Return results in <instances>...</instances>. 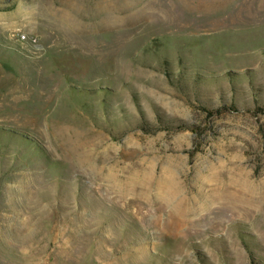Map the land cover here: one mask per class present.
Masks as SVG:
<instances>
[{"label":"rangeland","instance_id":"374dc122","mask_svg":"<svg viewBox=\"0 0 264 264\" xmlns=\"http://www.w3.org/2000/svg\"><path fill=\"white\" fill-rule=\"evenodd\" d=\"M0 264H264V0H0Z\"/></svg>","mask_w":264,"mask_h":264}]
</instances>
